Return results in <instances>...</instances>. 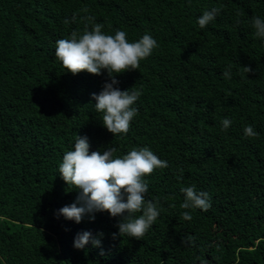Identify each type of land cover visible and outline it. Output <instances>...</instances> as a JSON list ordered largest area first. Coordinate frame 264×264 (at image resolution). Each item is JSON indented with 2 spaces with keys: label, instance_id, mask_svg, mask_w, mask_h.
Masks as SVG:
<instances>
[{
  "label": "trees",
  "instance_id": "1",
  "mask_svg": "<svg viewBox=\"0 0 264 264\" xmlns=\"http://www.w3.org/2000/svg\"><path fill=\"white\" fill-rule=\"evenodd\" d=\"M220 6L201 28L203 11ZM85 15L108 34L158 42L138 70L116 75L114 87L143 93L127 134L113 136L94 108L107 73L73 75L55 57ZM254 16L264 19V0H0V264H264V39ZM247 125L258 137L244 136ZM76 135L90 151L148 146L167 161L145 177L161 212L142 240L113 238L120 218L107 212L57 218L78 194L58 173ZM191 185L210 194L208 211L181 208ZM82 231L102 232L101 247L74 248Z\"/></svg>",
  "mask_w": 264,
  "mask_h": 264
},
{
  "label": "clouds",
  "instance_id": "2",
  "mask_svg": "<svg viewBox=\"0 0 264 264\" xmlns=\"http://www.w3.org/2000/svg\"><path fill=\"white\" fill-rule=\"evenodd\" d=\"M221 10L222 6L204 10L197 18L198 25L206 27ZM82 11L88 13L89 9ZM75 18L73 16L72 21ZM83 19L85 28L82 33L74 30L68 38L55 42V57L65 71L73 75L82 71L93 75L107 73L101 91L91 94L94 108L102 113L101 124L113 136L127 134L131 122L138 115L134 105L143 93L142 89L129 91V88L121 90L114 87L119 84L116 75L138 70L141 61L159 47L158 42L147 33L138 40L129 41L123 30L117 29L114 34L103 31L104 25L96 22L93 15H85ZM72 21L66 19L64 22ZM250 23L255 29L254 35L264 39V19L254 16ZM243 71L249 73L254 69L243 66ZM223 77L231 79V66L223 72ZM231 123L230 119L224 118L222 130H227ZM243 133L248 138L259 135L252 125L245 126ZM89 149L87 136L76 135L74 147L62 156L58 173L66 185L78 190V194L74 202L56 212L57 218L63 216L66 220L80 223L85 215L94 220L95 213L107 212L111 217L120 218L116 225L118 232L112 234L113 238L127 236L142 240L161 212L158 200L146 199L149 185L145 177L157 169L168 167L167 161L160 159L148 146L133 147L123 155H116L118 149L115 147L103 152ZM180 191L184 195L182 209L208 211L211 208L208 192L198 191L195 185L183 187ZM182 216L185 220L192 219L190 211L183 212ZM102 236V232L95 236L90 231L78 232L73 247L84 249L89 243L93 247H101L99 237Z\"/></svg>",
  "mask_w": 264,
  "mask_h": 264
}]
</instances>
